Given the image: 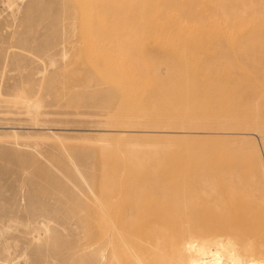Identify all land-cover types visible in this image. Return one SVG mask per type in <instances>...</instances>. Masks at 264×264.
Returning <instances> with one entry per match:
<instances>
[{
    "label": "rangeland",
    "instance_id": "obj_1",
    "mask_svg": "<svg viewBox=\"0 0 264 264\" xmlns=\"http://www.w3.org/2000/svg\"><path fill=\"white\" fill-rule=\"evenodd\" d=\"M214 1L0 0V264L160 259L162 210L193 254L264 257V72Z\"/></svg>",
    "mask_w": 264,
    "mask_h": 264
},
{
    "label": "bare ground",
    "instance_id": "obj_2",
    "mask_svg": "<svg viewBox=\"0 0 264 264\" xmlns=\"http://www.w3.org/2000/svg\"><path fill=\"white\" fill-rule=\"evenodd\" d=\"M182 1V0H181ZM193 1V0H192ZM196 1V0H195ZM199 1V0H198ZM217 2V4L215 6L218 5V3L220 4L221 3V6H223V9L225 8L224 5L222 4H225L222 2V0H219V2L217 0H215ZM214 1V3H215ZM191 2V0H190ZM212 2V0H211ZM177 3V2H176ZM183 3H185L183 1ZM199 3V2H198ZM172 4V3H171ZM188 4V3H187ZM195 4V3H194ZM166 5V4H165ZM170 5V4H168ZM189 5V4H188ZM228 5V6H227ZM227 12L225 13L226 15V20H227V24L228 26H230V31L232 33V37L234 39V41L236 42L237 38H239L240 36V44L239 45V49L240 51H237V54H240L239 56H241V58L247 60L253 67H255L258 71L257 75H262V72L263 71V63H264V0H228L227 1ZM185 6V5H184ZM207 6V5H206ZM164 7V6H163ZM168 7V6H167ZM178 7V6H176ZM175 7V8H176ZM180 7V6H179ZM182 7V6H181ZM169 8V7H168ZM174 8V7H173ZM211 8V7H210ZM220 8V6H219ZM217 8L218 10V13H220V9ZM165 9V7H164ZM188 9H190L188 7ZM209 10V8H207ZM212 9V8H211ZM163 10V8H162ZM161 10V11H162ZM168 10V9H167ZM184 10V9H183ZM187 10V9H186ZM195 10V9H194ZM223 10V11H224ZM182 11V10H181ZM189 11V10H188ZM192 11V10H191ZM196 11V10H195ZM223 11H221L223 13ZM164 12V11H163ZM184 12V11H183ZM200 12V11H199ZM210 12V10H209ZM208 12V13H209ZM188 13V12H187ZM220 13V14H222ZM183 14V13H182ZM186 14V13H185ZM162 15V14H161ZM189 15V14H188ZM203 15V14H202ZM216 15V14H215ZM160 16V14H159ZM195 16V15H193ZM192 16V17H193ZM210 16V15H209ZM219 16V15H217ZM223 15H221L222 17ZM163 18V15L161 16ZM182 17V16H181ZM180 17V19H181ZM204 17V16H203ZM219 17V18H221ZM169 18V17H167ZM183 18H186V16H183ZM190 18V17H189ZM188 18V19H189ZM199 18V17H198ZM217 18V17H216ZM223 18H225L223 16ZM187 19V18H186ZM207 19V18H206ZM222 19V18H221ZM164 20V19H163ZM162 20V21H163ZM193 20V19H192ZM205 20V19H204ZM225 20V21H226ZM161 21V20H160ZM161 21V22H162ZM208 22V21H207ZM201 23V22H200ZM226 25V24H225ZM160 26V25H158ZM202 26V25H201ZM227 26V27H228ZM155 27V25H154ZM204 28V27H203ZM152 29V28H151ZM154 29V28H153ZM157 30V29H156ZM158 31V30H157ZM182 33V32H181ZM237 47L235 46V50ZM235 53V52H234ZM120 55V54H119ZM115 56V55H114ZM236 56V54L234 55ZM122 57L120 56H115L113 57V59L118 62L119 60H121ZM127 58V57H126ZM236 59V58H235ZM124 59H122L121 61H123ZM238 62V61H237ZM120 63V62H119ZM245 64V63H244ZM208 67V66H207ZM248 67H251V66H248ZM252 67V68H253ZM122 68V67H121ZM230 68V67H229ZM228 68V69H229ZM250 69V68H249ZM233 72L234 71H238V70H242V72L244 71V73H246V67H244L242 64H238L236 62H232V69ZM230 71V70H229ZM252 71V69H251ZM248 74H250L248 72ZM246 76V74H245ZM231 78V77H230ZM248 78V77H247ZM246 78V79H247ZM248 80V79H247ZM255 80V79H254ZM236 85V84H235ZM257 86V85H256ZM235 87V86H234ZM261 87V85L259 86ZM237 89V88H236ZM264 90V88H262ZM262 89L258 92V95H256V99L257 100H261L264 98V91L262 92ZM252 95V94H251ZM256 100V101H257ZM255 101V100H254ZM255 101V102H256ZM254 102V103H255ZM258 102V101H257ZM260 102H258L259 104ZM262 103V102H261ZM255 105V104H254ZM247 106V105H246ZM246 108V107H245ZM244 108V109H245ZM251 108V107H249ZM247 109V108H246ZM260 109V108H259ZM239 110V109H238ZM243 110V109H242ZM236 111V110H235ZM230 113V112H229ZM263 115V114H262ZM262 115H259L260 117ZM234 116V115H233ZM243 116V115H242ZM247 116V115H245ZM244 116V117H245ZM256 116V115H255ZM254 117H248V118H243L241 117V119L243 120L242 121V124H244V126H242V131L243 132V129L246 131V132H249L250 135H254L259 133L258 135V139L261 141V145L263 144L264 145V119L262 120H257L258 118H255ZM239 117V116H238ZM237 117V118H238ZM264 117V115L262 116ZM235 118V116H234ZM236 119V118H235ZM239 119V118H238ZM234 122V121H233ZM232 122V123H233ZM235 123V122H234ZM240 124V120H239V123L237 125V120H236V125L237 126H241L239 125ZM244 127V128H243ZM234 129V128H233ZM236 130H240V129H236ZM244 131V132H245ZM243 132V133H244ZM242 133V134H243ZM241 134V133H240ZM237 135V134H236ZM248 135V134H245V136ZM250 135H248L250 137ZM244 136V135H243ZM253 136V137H254ZM257 136V135H256ZM257 139V137H255ZM252 139V138H250ZM249 139V140H250ZM246 140V139H245ZM248 141V139H247ZM247 141H244V142H247ZM254 141V140H252ZM256 142H258V140H255ZM254 141V143H255ZM251 143V142H250ZM248 144V143H247ZM259 145V144H258ZM229 178V177H228ZM232 178V176L230 177ZM234 178V177H233ZM228 181V180H227ZM231 181V180H230ZM224 182V181H223ZM231 183V182H230ZM229 181H228V184L229 185H223V189L224 188H227L228 186L232 185V183L230 184ZM226 184V183H225ZM150 186V185H149ZM151 188V187H150ZM222 188V187H221ZM230 188V187H229ZM126 192V191H125ZM227 192V190H226ZM151 194V193H150ZM147 195V194H146ZM164 195V194H163ZM245 196V195H244ZM164 197V196H163ZM246 197V196H245ZM162 198V197H161ZM244 198V197H243ZM244 200V199H243ZM248 200V199H247ZM245 201V200H244ZM250 201V200H249ZM247 201V202H249ZM178 202V201H177ZM247 202H244V203H247ZM134 204V203H133ZM245 205V204H244ZM183 206V205H182ZM251 206V205H250ZM247 209V208H246ZM235 210V209H234ZM242 210V208H241ZM240 210V211H241ZM245 210V208L243 209ZM242 210V211H243ZM149 211V210H148ZM247 211L249 212L250 209ZM162 213L158 214L157 216L155 217H159L158 218V221L156 219V221L154 220H151L150 221H153V223L151 222V228L152 230L156 231L157 232V235L159 236V240H156L157 242L160 241L161 237H163V241L160 243V245L158 247H156L154 245L155 248H159L160 247V251L163 253V257H161L160 259H155V260H140L137 256H133V261H134V264H264V257L262 258H253V256L251 255V250L254 249L253 245L255 246V244H249L248 248H245V256L243 258H238L232 254H228V255H223L222 253L218 252V251H214L213 249L209 248V247H205V246H201V247H197L198 245H196L197 247V252L194 251L196 250L195 248V245H192L195 249H193V251L195 252V254H193L191 252V249L189 247V243L190 241L192 240L190 238V240H188V236H184L181 237L178 232H182L183 231V227H174L176 224L178 225V222L177 221H180V218H178V215L173 212V211H166V210H162L161 211ZM239 212V211H238ZM235 213V212H234ZM254 212H249L248 213H241L240 214V217L237 219V223H240V224H245V225H248L247 223H249L250 221L253 222L254 220H252V216L251 214H253ZM256 213V212H255ZM254 213V214H255ZM264 212H262V216ZM232 214V212H231ZM233 215V214H232ZM257 215H254V217H256ZM186 217V215H185ZM153 218V217H152ZM234 218V217H233ZM258 218H261V217H258L257 216V219ZM264 219V218H263ZM263 219H260V221H262V227H260L259 230L256 231V237L254 238V240H256L255 242L257 243V245H260V244H263L264 245V220ZM171 221H173L171 223ZM142 222V221H141ZM186 222V221H185ZM139 224V223H137ZM251 224V223H249ZM260 225V224H259ZM141 226V224H140ZM140 228V227H139ZM190 229H192L190 227ZM255 229V228H254ZM253 229V230H254ZM131 230V229H130ZM138 230V229H137ZM252 230V231H253ZM117 233H118V230H116ZM260 231V232H259ZM122 231H120L119 233H121ZM140 232V231H139ZM138 232V234H139ZM188 232V231H187ZM192 232V231H191ZM190 232V234H191ZM116 233V234H117ZM118 233V234H119ZM185 234V233H184ZM193 234V233H192ZM122 235V234H121ZM127 235V234H126ZM125 235V236H126ZM132 235V234H131ZM137 235V234H136ZM150 235V234H149ZM189 235V234H188ZM119 236V235H118ZM124 236V238H125ZM140 236V235H139ZM135 237V236H134ZM132 237V238H134ZM145 237V236H144ZM250 238H252V235L249 236ZM130 238V236L128 237ZM146 238V237H145ZM151 238V237H150ZM193 238V236H192ZM122 239V238H121ZM135 239V238H134ZM141 239V238H140ZM144 239V238H143ZM195 239V238H194ZM246 239V238H245ZM139 240V239H138ZM145 240V239H144ZM250 240V239H249ZM248 240V241H249ZM122 241V240H121ZM195 241V240H194ZM202 241V240H201ZM247 241V242H248ZM253 241V240H251ZM250 241V242H251ZM128 242V241H127ZM196 242V241H195ZM205 242V241H204ZM122 243V242H121ZM124 243V242H123ZM202 243V242H201ZM146 244V243H145ZM127 245V244H126ZM147 245V244H146ZM219 247L221 246L220 244H218ZM244 245V244H243ZM124 246H125V243H124ZM128 247H130L129 245H127ZM148 246V245H147ZM208 246V245H207ZM217 246V244H216ZM227 247V245H225ZM245 246V245H244ZM127 247V248H128ZM224 247V246H223ZM263 247V246H262ZM132 248V247H130ZM129 248V249H130ZM120 249V248H119ZM124 249H126L124 247ZM128 249V250H129ZM154 251H156L157 253V249H154L152 248ZM255 249H258V248H255ZM254 249V250H255ZM127 250V251H128ZM217 250V249H216ZM114 251H119L118 249L114 250ZM126 251V250H125ZM159 251V252H160ZM224 251V249H223ZM253 251V250H252ZM257 251V250H256ZM112 252V251H111ZM122 252V251H121ZM130 252L131 249H130ZM160 252V253H161ZM226 252V251H225ZM264 252V251H263ZM129 253V252H128ZM149 253V252H148ZM161 253V254H162ZM111 254V253H110ZM114 254V253H113ZM118 253H116L115 255H117ZM133 254V253H132ZM126 255V254H125ZM114 257V255H113ZM112 255H111V258H113ZM116 257V256H115ZM114 257V258H115ZM128 257V256H126ZM124 257V258H126ZM151 257V256H150ZM123 258V259H124ZM245 258V259H244ZM150 259V258H149ZM115 260V259H114ZM131 260V259H130ZM127 261V260H126Z\"/></svg>",
    "mask_w": 264,
    "mask_h": 264
}]
</instances>
